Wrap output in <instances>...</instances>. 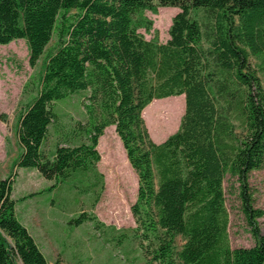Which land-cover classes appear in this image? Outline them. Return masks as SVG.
Wrapping results in <instances>:
<instances>
[{
    "label": "trees",
    "instance_id": "obj_1",
    "mask_svg": "<svg viewBox=\"0 0 264 264\" xmlns=\"http://www.w3.org/2000/svg\"><path fill=\"white\" fill-rule=\"evenodd\" d=\"M159 7L180 11L170 38L156 44L140 28L152 29L143 12ZM54 36L39 91L20 116L18 166L54 181L49 189L74 174L101 177L97 147L114 125L138 174L133 232L146 264H264V209L250 186L251 173L264 169V82L250 61L261 56L264 75V0H0V44L26 39L31 66ZM83 92L87 122L61 127L50 154L44 145L61 119L54 104ZM176 95L185 96L180 129L157 143L143 112ZM228 175L240 188L253 246L230 243ZM80 182L89 191L92 183ZM13 184L14 176L0 180V264H51L16 215ZM88 220L102 229L94 215L72 219Z\"/></svg>",
    "mask_w": 264,
    "mask_h": 264
},
{
    "label": "rangeland",
    "instance_id": "obj_2",
    "mask_svg": "<svg viewBox=\"0 0 264 264\" xmlns=\"http://www.w3.org/2000/svg\"><path fill=\"white\" fill-rule=\"evenodd\" d=\"M179 11L178 7H159L157 13L145 10L143 15L154 24L151 30L140 28V31L156 44L166 42L170 38L172 19ZM56 42L54 36L35 66L29 62L26 39L0 44V180L14 176L12 198L16 201V215L51 264H146L143 245L133 232L137 226L132 205L137 200L138 174L127 158L114 125L108 126L99 139V180L92 174H74L49 189L54 181L46 179L36 169L18 166L22 152L18 135L20 116L39 91L46 55ZM250 61L264 82L260 68L263 58L252 55ZM87 95L88 92H83L54 104L61 119L51 126L44 145L50 154L61 135V127L70 128L77 121L87 122L84 106ZM184 112V95L153 100L143 112L152 139L161 143L176 133ZM165 114L168 120L163 118ZM81 179L92 183L89 191H81ZM250 186L255 206L264 209V169L251 173ZM224 188L230 243L232 247L253 246L256 240L243 212L235 178L228 175ZM82 213L96 216L103 224L102 229L91 220L75 225L72 219ZM258 223L264 231V217L258 219ZM184 243L185 238L178 236L175 248L180 250Z\"/></svg>",
    "mask_w": 264,
    "mask_h": 264
}]
</instances>
